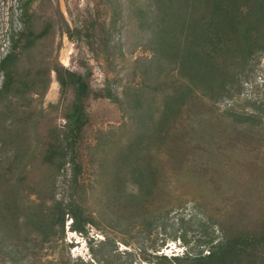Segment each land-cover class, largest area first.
<instances>
[{
    "label": "trees",
    "instance_id": "16d2710c",
    "mask_svg": "<svg viewBox=\"0 0 264 264\" xmlns=\"http://www.w3.org/2000/svg\"><path fill=\"white\" fill-rule=\"evenodd\" d=\"M19 1L23 27L10 31L8 51L0 59V238L19 240L25 228L42 242L50 243L62 239L65 218L69 217L71 228L80 232L94 225L81 206L84 189L80 183L83 168L79 146L89 123L86 102L104 97L121 104V99L107 88L91 89L83 74L60 65L52 57L50 41L47 43L52 22L41 26V18L29 13L35 0ZM127 2L137 26L135 31L146 39L152 56L139 69L140 86H128L123 93L130 123L128 138L125 145L116 146L111 161L121 185L132 172L135 179L152 176L142 165L149 159L140 145L161 126L165 129L158 137L170 151V158L177 161L178 167L189 164L194 146L188 123L195 109L211 110L233 82L235 71L244 67L254 52L264 55V0ZM52 73L60 98L44 110L41 105ZM157 92L165 96L160 116L153 123L154 111L149 103ZM225 115L236 123L258 124L254 117L231 111ZM226 146L223 156L228 163V147L229 152L237 147L232 143ZM253 150L250 147L248 152ZM237 166L250 169L243 163ZM64 170L69 175L59 196L58 180ZM192 172L197 174V168ZM21 194L27 200L33 197V205H23ZM115 194L113 200H129L120 185ZM244 198L245 202L238 201L240 211L230 219L207 216L206 224L212 230L219 229L220 235H203L199 241L202 251L181 257L154 255L153 264H264V211L249 226L252 216L248 217Z\"/></svg>",
    "mask_w": 264,
    "mask_h": 264
},
{
    "label": "rangeland",
    "instance_id": "374dc122",
    "mask_svg": "<svg viewBox=\"0 0 264 264\" xmlns=\"http://www.w3.org/2000/svg\"><path fill=\"white\" fill-rule=\"evenodd\" d=\"M20 5L19 0H0V59L8 51L10 31L23 27ZM29 13L41 18V26L46 21L52 22L47 43L50 41L52 57L60 65L83 74L93 90L109 89L121 99V104L104 97L86 102L89 123L79 146V159L83 168L80 183L84 189L81 206L94 222L90 232L97 236L92 248L87 254L84 249L75 248L74 235L68 230V217L60 240L42 242L37 234H30L25 228L19 240L0 238V264H153L154 255L173 256L176 245L184 246V254L202 251L199 241L204 239L203 235H220L219 229L212 230L206 224L207 216L214 220L230 219L240 211L238 201L245 202L244 196L248 217L252 216L246 223L250 226L261 216L264 211V84L259 80L264 75V59L261 52H254L246 65L235 71L233 82L226 87L223 96L229 97L235 107L218 108L220 97L211 110L195 109L188 123L194 146V158L189 164L178 167L177 161L170 158V151L158 137L165 129L161 126L140 145L149 159L148 163L142 159V165L152 176L135 179L132 172L121 185L115 174L118 170L111 161L116 146L125 145L128 138L130 123L123 106V93L128 86H140L139 69L152 56L145 45L146 39L135 31L137 26L132 20L129 2L35 0ZM1 81L0 73V84ZM52 83L57 87L49 93ZM164 96V92H157L149 103V109L154 111L153 123L160 116ZM59 98V85L52 73L42 109L47 110ZM230 111L254 117L258 124L236 123L234 118L225 115ZM58 123L63 121L59 119ZM227 143L237 147L235 152H229L228 147V163L223 156ZM250 147L254 148L252 152H248ZM238 163L250 169L237 166ZM193 168H197V174L192 172ZM68 175V170L61 172L59 196L63 195ZM139 184L142 185L139 187ZM119 185L128 201L111 198L115 199ZM20 201L26 207L33 205V197L27 200L21 194ZM181 255L179 252L178 256Z\"/></svg>",
    "mask_w": 264,
    "mask_h": 264
},
{
    "label": "clouds",
    "instance_id": "9594fccd",
    "mask_svg": "<svg viewBox=\"0 0 264 264\" xmlns=\"http://www.w3.org/2000/svg\"><path fill=\"white\" fill-rule=\"evenodd\" d=\"M263 55V54H262ZM263 59H264V55H263ZM263 78H264V75H263ZM262 84H264V81H263V83ZM223 96V95H222ZM221 96V98L220 99H218V103H217V107L218 108H221V107H219V102L222 100V99H224V98H227V99H229V97H227V96H223L222 97ZM250 101H252V102H255L254 100H252V99H250ZM233 107H235V105L234 106H231V107H229V108H227V109H231V108H233ZM222 109H225V110H227L226 108H222ZM69 227H68V230L70 231V230H72V234L74 235V238H75V248H81L83 251H84V253L85 254H87L86 253V251H89L91 248H92V246H93V244H94V242L97 240V236L96 235H93L92 234V232H90V226H88V227H86V229H85V231L84 232H80V231H76V230H73L72 228H71V223H69V225H68ZM184 242V241H183ZM184 244H186L185 242H184ZM175 250V254L173 255V256H178V253L180 252V254H182L181 256H183V255H185L186 253H188L187 251H185L186 253L184 254V252H182V250L184 249V246H175V248H174ZM181 256H179V257H181Z\"/></svg>",
    "mask_w": 264,
    "mask_h": 264
},
{
    "label": "built area",
    "instance_id": "2783aa9c",
    "mask_svg": "<svg viewBox=\"0 0 264 264\" xmlns=\"http://www.w3.org/2000/svg\"><path fill=\"white\" fill-rule=\"evenodd\" d=\"M261 77L262 78L259 77L260 78L259 80L264 81L263 75ZM261 83H263V82H261ZM234 105L235 104L233 103V101L231 99H227V98H224L219 102V107H221V108H227V107H231Z\"/></svg>",
    "mask_w": 264,
    "mask_h": 264
},
{
    "label": "bare ground",
    "instance_id": "6f19581e",
    "mask_svg": "<svg viewBox=\"0 0 264 264\" xmlns=\"http://www.w3.org/2000/svg\"><path fill=\"white\" fill-rule=\"evenodd\" d=\"M57 87V84L56 83H52L51 86H50V89H49V93H53L55 91Z\"/></svg>",
    "mask_w": 264,
    "mask_h": 264
}]
</instances>
